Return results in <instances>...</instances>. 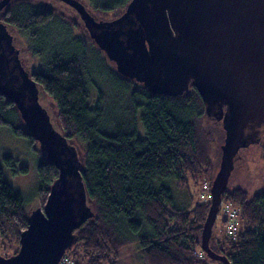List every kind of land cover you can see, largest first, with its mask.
Wrapping results in <instances>:
<instances>
[{
  "label": "trees",
  "instance_id": "trees-1",
  "mask_svg": "<svg viewBox=\"0 0 264 264\" xmlns=\"http://www.w3.org/2000/svg\"><path fill=\"white\" fill-rule=\"evenodd\" d=\"M130 1L97 10L121 11ZM0 21L15 34L14 43L41 63L32 78L39 93L53 102L59 132L80 155L94 215L74 231L77 241L63 260L121 264L122 250L133 248L137 264H223L201 247L211 200L174 206L175 195L213 173L215 124L206 122L199 95L151 94L120 76L92 40L73 34L72 26L60 28L69 41H58L54 12L34 9L27 0H13ZM0 125L34 146L16 105L1 92ZM10 158L6 162L12 166ZM38 174L43 208L59 171L42 154ZM222 202L237 211L238 230L234 238L228 236L223 216L218 231L214 233L215 224L212 228L210 248L230 264H264V188L252 196L241 188L227 190ZM24 204L0 168V248L12 250L7 257L19 251L28 226Z\"/></svg>",
  "mask_w": 264,
  "mask_h": 264
},
{
  "label": "water",
  "instance_id": "water-1",
  "mask_svg": "<svg viewBox=\"0 0 264 264\" xmlns=\"http://www.w3.org/2000/svg\"><path fill=\"white\" fill-rule=\"evenodd\" d=\"M12 1L0 0V15ZM61 1L76 9L120 76L156 95L181 96L194 87L206 122H222L225 140L201 247L210 259L230 264L209 239L240 149L264 133V0H131L112 21H96L77 0ZM0 92L16 105L41 154L59 171L44 207L28 215L19 251L0 257V264H61L77 241L74 231L94 215L80 155L52 125L32 72L1 21Z\"/></svg>",
  "mask_w": 264,
  "mask_h": 264
},
{
  "label": "rangeland",
  "instance_id": "rangeland-1",
  "mask_svg": "<svg viewBox=\"0 0 264 264\" xmlns=\"http://www.w3.org/2000/svg\"><path fill=\"white\" fill-rule=\"evenodd\" d=\"M24 1V0H23ZM30 2L31 6L37 10H52L56 16V25L53 29L56 35V39L64 40L67 42L69 38L66 37L67 32L64 34L62 29L63 25L72 26L73 34L79 36L78 34L83 33L87 39H91L87 32L82 28V25H78L77 28L73 26V23L80 22L78 20V12L75 8L70 5L65 4L61 0H27ZM81 2L86 9L95 17L97 21H111L116 19L121 11L119 10H97L113 5L118 0H77ZM75 20V21H74ZM2 22V21H1ZM73 22V23H72ZM12 35L15 34L12 32ZM63 40V41H62ZM93 42V41H92ZM94 43V42H93ZM16 48L20 50V58L23 64L30 72L37 71L40 67V62L30 58L29 54L26 53L25 46L20 47V42H15ZM90 46L93 47L91 44ZM93 49H95L93 47ZM104 57H102L103 59ZM106 63H110L108 58ZM112 66V65H111ZM96 90L92 89V96L96 95ZM39 102L44 109H46L48 115L50 116V121L54 126L56 131H59L56 110L53 102L42 93H39ZM214 132V141L211 150V159L213 163V173L207 176L201 177L196 183H190L188 188L184 191H180L178 196L175 195L176 203L174 206L176 208L193 206L196 202L202 200H211V185L214 176L217 174L221 161V149L224 143L225 133L223 130L222 122L220 124H215L211 126ZM29 141L24 137L17 136L11 132L10 129L0 125V168L2 169L4 178L16 191H18L23 200L27 215H30L35 209L41 207L39 205V194L38 193V165L42 159L40 143H34L31 147ZM33 145V144H32ZM10 158L9 166L6 162V157ZM26 167L27 171L22 172L20 169ZM206 184V186H204ZM236 188H241L246 191L250 196L261 191L264 188V133L258 143L251 144L246 148L240 149L238 153V158L234 162V168L230 175L227 190L231 191ZM189 199H188V198ZM184 199V200H182ZM188 199V200H187ZM227 208H233L231 204H221L220 212L217 215L214 233L218 231L220 227L221 219L223 216H227ZM235 210V209H234ZM227 218V217H226ZM228 225V223H227ZM227 227V226H226ZM10 244L6 245L9 248ZM12 250L5 251L0 248V257H7L11 254ZM68 255V254H67ZM121 264H137V259L134 255L133 248H125L121 252ZM67 258V257H66ZM64 259L62 264H74L73 260L68 257Z\"/></svg>",
  "mask_w": 264,
  "mask_h": 264
},
{
  "label": "built area",
  "instance_id": "built-area-1",
  "mask_svg": "<svg viewBox=\"0 0 264 264\" xmlns=\"http://www.w3.org/2000/svg\"><path fill=\"white\" fill-rule=\"evenodd\" d=\"M206 186V185H204ZM227 220L228 225L226 227V232L228 236L234 238L238 230V218L237 211L233 208H227Z\"/></svg>",
  "mask_w": 264,
  "mask_h": 264
},
{
  "label": "flooded vegetation",
  "instance_id": "flooded-vegetation-1",
  "mask_svg": "<svg viewBox=\"0 0 264 264\" xmlns=\"http://www.w3.org/2000/svg\"><path fill=\"white\" fill-rule=\"evenodd\" d=\"M130 3V2H129ZM128 3V4H129ZM128 4L124 7V8H122L121 9V13L118 15V16H116L117 18L118 17H120L125 11H126V8H127V6H128ZM89 12V11H88ZM89 14L92 16V14L89 12ZM78 17V20L80 21L79 23L78 22H76L75 20V22L73 23V25H75V26H78V25H82V28H84V30L87 32V34H88V36H89V33H88V31H87V29H86V27H85V25H84V22H83V20L81 19V16L79 15V13H78V15H77ZM94 19H95V17L94 16H92ZM116 18V19H117ZM96 20V19H95ZM114 20V19H113ZM97 21V20H96ZM112 21V20H111ZM91 40V39H90ZM105 54V53H104ZM107 58V57H106ZM110 65H112V67H114V64L110 61ZM114 69H115V67H114ZM133 82H135V81H133ZM135 83H137V82H135ZM137 84H139V83H137ZM140 85H142V84H140ZM143 86V85H142ZM144 87V86H143ZM197 93L198 95H199V97L201 98V101H202V103H203V100H202V97L200 96V94H199V92L194 88V87H191L190 88V90H189V92L187 93V94H184V95H181V96H187V95H190V94H192V93ZM165 96V95H164ZM181 96H176V97H181ZM167 97H171V96H167ZM203 105H204V103H203ZM204 110H205V107H204ZM204 110H203V112H204ZM218 123H220V122H218Z\"/></svg>",
  "mask_w": 264,
  "mask_h": 264
},
{
  "label": "clouds",
  "instance_id": "clouds-1",
  "mask_svg": "<svg viewBox=\"0 0 264 264\" xmlns=\"http://www.w3.org/2000/svg\"><path fill=\"white\" fill-rule=\"evenodd\" d=\"M63 261V260H62Z\"/></svg>",
  "mask_w": 264,
  "mask_h": 264
}]
</instances>
